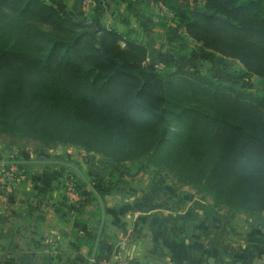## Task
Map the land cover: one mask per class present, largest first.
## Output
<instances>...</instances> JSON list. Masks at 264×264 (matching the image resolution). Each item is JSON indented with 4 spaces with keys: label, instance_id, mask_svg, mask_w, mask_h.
<instances>
[{
    "label": "trees",
    "instance_id": "16d2710c",
    "mask_svg": "<svg viewBox=\"0 0 264 264\" xmlns=\"http://www.w3.org/2000/svg\"><path fill=\"white\" fill-rule=\"evenodd\" d=\"M152 1L174 14L169 41L192 37L228 79L170 56L153 68L134 29L95 24L58 0H0V132L42 148L79 144L113 166L140 162L122 165L100 194L152 167L212 196L194 199L193 219L225 206L260 213L264 224V86H241L264 78V0ZM228 57L241 66L228 70ZM74 175L83 199L71 206L79 208L95 193Z\"/></svg>",
    "mask_w": 264,
    "mask_h": 264
},
{
    "label": "crops",
    "instance_id": "0c3cea01",
    "mask_svg": "<svg viewBox=\"0 0 264 264\" xmlns=\"http://www.w3.org/2000/svg\"><path fill=\"white\" fill-rule=\"evenodd\" d=\"M120 3L94 0L90 14L95 19L104 11L105 20L113 21L104 24L123 28L118 14L125 9L138 36L155 31L158 17L147 6L151 3ZM16 148L15 180L0 184V264H93L89 256L95 251H105L111 264L125 257L144 264H264L263 227H253L242 211L218 216L200 212L193 219L197 197L156 172L147 179L149 167L129 178L128 185L100 194L96 187L115 178L119 167L94 163V151L77 145ZM9 162L0 157V171ZM68 170L95 193L82 207L67 200ZM105 172L110 173L107 178ZM224 226L222 242L212 244L213 233Z\"/></svg>",
    "mask_w": 264,
    "mask_h": 264
},
{
    "label": "rangeland",
    "instance_id": "374dc122",
    "mask_svg": "<svg viewBox=\"0 0 264 264\" xmlns=\"http://www.w3.org/2000/svg\"><path fill=\"white\" fill-rule=\"evenodd\" d=\"M56 1V0H55ZM60 2V7L65 9V10H69L73 13H77L78 15H80L82 18L88 20V21H93L95 24H101V23H106V24H111L113 23V21L111 23L107 22L105 20L104 17V11L100 16H97L94 19V16H92L90 14V11L94 8H92L93 6L91 5H86L83 4L81 2V0H58ZM115 1H117V3H115ZM122 1V3H124V5L130 6L132 4L138 5V4H149L147 6L151 5V10L153 13H155L153 16L158 17L157 18V22H155V31L148 33V35H146V33H144V35H141V32H139V36L147 41V43L150 46L149 52L145 58V61L149 64L152 65L153 68L156 69H161L163 67L166 66L167 61H164L163 59H165L167 56H170L171 59L173 61H178L186 66H188L189 68H193L194 66H200L202 67L204 70L209 71L212 75L216 76V77H221L223 79H228V77L225 74V71L222 67V65L220 64H216L213 60L207 58L204 56V54L200 53L198 50H196V46L197 44H199L196 40H194L192 37L186 38V40H182L181 42H177V40L174 41H169L168 39V31L170 30L171 26L175 25V22L173 21V17L174 14L172 13V11L167 8L165 5H161L159 3H156L155 1L152 0H111V2H113V4H121L120 2ZM73 2V3H72ZM195 4H197L198 6H202V1L198 0L195 2ZM85 8H88L87 11L84 10ZM124 12H126V10L124 9L123 12L119 11V19L121 20L122 18V22H123V28L118 27L121 30H126V29H134L133 27H131V23L132 20L128 18L127 22L125 21V18L127 19V15L126 13L123 14ZM85 15V16H83ZM135 21V20H133ZM134 23V22H133ZM151 23V21L149 22ZM156 26H158L156 28ZM154 28V27H153ZM140 30V29H139ZM137 32V30H136ZM138 33V32H137ZM150 35V37H148ZM122 46H124L125 44L122 43ZM227 65L228 70H233L235 68H237L238 66H241V63L239 62V60L234 59V58H227L225 61ZM263 85L264 86V78L260 77L257 74H254L252 76H250L249 78L244 79V81L241 83L242 87H246V88H257L259 86ZM16 138L15 136H11L9 133L7 132H0V157L2 159H4L5 157L8 158L7 155H10L11 153H15V150L18 149L16 147H22V148H36V147H41L40 146V142L38 140H34V139H30L27 140L25 143H23L22 141L18 143L15 142ZM21 143H23L22 145H20ZM60 145H77L81 148L86 149L87 151H89L87 148L83 147L82 145L79 144H74V143H59L56 146H60ZM54 146V147H56ZM81 148H78L77 150H80ZM93 153L91 155V160L94 163H106L109 165V167H114L110 162H108L107 157L104 156L102 153L100 152H96ZM99 153V154H96ZM5 156V157H3ZM124 163H119L120 165H116V167H122V165H131L132 168L136 169L137 167L140 166V162L138 160H135L134 162H130V161H123ZM130 167V166H129ZM110 170V169H109ZM107 170V171H109ZM144 175H146V178L148 179V177H150L151 175H153V173H155V170H153L152 167H149L148 170L144 171ZM170 175H166V173L162 174L163 178H167L168 181H170L171 183H176V184H180V181L178 180V178L176 176H173L171 174V171L169 172ZM108 175H110L109 172H105L104 176L105 178L108 177ZM176 181H179L178 183ZM173 186V185H172ZM182 190L181 191H186L187 194H190L191 197H202V198H206V199H212V196L203 189V185L201 184H193V183H185L184 185H182ZM164 191V190H163ZM166 195V193H165ZM164 195V196H165ZM195 199V198H194ZM225 207V206H224ZM222 206H220L218 209H220L221 211L219 212L220 214L222 212H227V208H224ZM235 212V211H234ZM228 213V212H227ZM229 215V213H228ZM243 219H247L251 222V224L253 225V227L256 226H261L264 228V224H262V217L260 213H247L246 216L243 217Z\"/></svg>",
    "mask_w": 264,
    "mask_h": 264
},
{
    "label": "built area",
    "instance_id": "2783aa9c",
    "mask_svg": "<svg viewBox=\"0 0 264 264\" xmlns=\"http://www.w3.org/2000/svg\"><path fill=\"white\" fill-rule=\"evenodd\" d=\"M83 4L91 5L94 0H81ZM164 6V4L159 3ZM8 156L9 167L4 168L0 171V184L3 186H8L10 183H12V180H15V174L14 170L15 168V161L19 159L18 153L15 151V153H11ZM75 175L72 173L71 170H68L64 176V183H65V193L67 200L70 204H78L83 199V195L81 193V190L77 188V183L75 181ZM123 247V245L121 246ZM119 253V252H117ZM116 253V254H117ZM89 260L93 264H111V259L107 256L106 252L102 251H95L89 256ZM118 264H144L135 258L131 257H125L121 258L118 261Z\"/></svg>",
    "mask_w": 264,
    "mask_h": 264
},
{
    "label": "water",
    "instance_id": "95a60500",
    "mask_svg": "<svg viewBox=\"0 0 264 264\" xmlns=\"http://www.w3.org/2000/svg\"><path fill=\"white\" fill-rule=\"evenodd\" d=\"M228 264H238L236 261H231Z\"/></svg>",
    "mask_w": 264,
    "mask_h": 264
}]
</instances>
